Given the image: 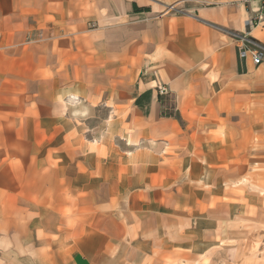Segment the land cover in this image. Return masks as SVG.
<instances>
[{
  "label": "crops",
  "instance_id": "obj_1",
  "mask_svg": "<svg viewBox=\"0 0 264 264\" xmlns=\"http://www.w3.org/2000/svg\"><path fill=\"white\" fill-rule=\"evenodd\" d=\"M259 5L0 0V264H264Z\"/></svg>",
  "mask_w": 264,
  "mask_h": 264
},
{
  "label": "built area",
  "instance_id": "obj_2",
  "mask_svg": "<svg viewBox=\"0 0 264 264\" xmlns=\"http://www.w3.org/2000/svg\"><path fill=\"white\" fill-rule=\"evenodd\" d=\"M258 1L260 5L258 10L256 11L257 13L255 17L250 18V27H255L259 25L262 20V17H264V0ZM236 39L239 41V44L237 45V50L240 59L249 58L254 64H259L262 61L264 57V48L262 46L256 44L244 35L236 36ZM159 92L161 94L167 93V89L165 87H160Z\"/></svg>",
  "mask_w": 264,
  "mask_h": 264
}]
</instances>
